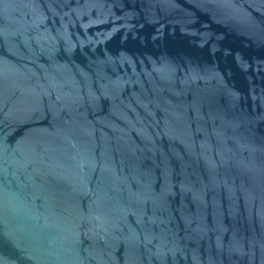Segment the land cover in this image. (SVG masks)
Masks as SVG:
<instances>
[{"label":"water","instance_id":"water-1","mask_svg":"<svg viewBox=\"0 0 264 264\" xmlns=\"http://www.w3.org/2000/svg\"><path fill=\"white\" fill-rule=\"evenodd\" d=\"M0 264H264V0H0Z\"/></svg>","mask_w":264,"mask_h":264}]
</instances>
